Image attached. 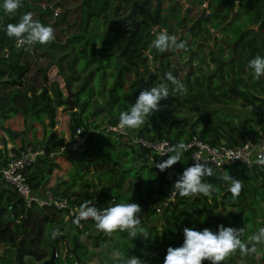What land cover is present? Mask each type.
<instances>
[{"label":"trees","instance_id":"1","mask_svg":"<svg viewBox=\"0 0 264 264\" xmlns=\"http://www.w3.org/2000/svg\"><path fill=\"white\" fill-rule=\"evenodd\" d=\"M39 1L22 0V7L15 15H11L5 14L2 8L3 0H0V51L4 49V51L9 53L16 48L22 47L16 45L14 38H9L6 35L5 29L7 24L18 23L22 15L27 12H31L35 20L42 22L41 16L48 12L50 13L48 7L39 8L38 10L33 7V4ZM201 3L203 1L199 0L198 4ZM210 3L211 0H206V13H204L205 17L203 19L219 17L220 28L223 30L227 26L225 21L228 16V12L223 13L225 8L229 7L231 16L232 13L237 15L236 12L239 9L246 12L250 11L251 21L256 25V28L250 30L252 35L248 36L245 40V45L249 46L250 50L243 60L250 61L259 54L261 57H264V36L261 33L264 29V0H238L235 11H232L234 0H215L213 11H209ZM54 4L62 7L60 12L62 18L60 19L71 30L67 31L64 41L58 44L57 48L52 45V42L47 44L42 50V53L48 55L50 61L44 67L36 69V72H41L40 76L43 85H39L38 91L30 96L24 117L30 121L41 122L44 120L45 122L46 120V125L51 130H54L57 109L61 105L63 107L62 99L64 98V94L62 89H64L66 93L70 92L72 94L74 108L73 110L64 109V113L62 112L60 115V126L68 132L69 138H71L75 127L79 126L84 129L86 146L80 152L86 153L90 150V152H94L96 145L105 143L96 141L97 125L92 121L88 123L85 121L84 109L89 103L91 94L95 91L103 90L105 77H110V80L106 85L105 92L102 91L103 94L105 93L104 103L101 106L94 107L91 115L106 124L118 122L119 114L122 111H129L131 105H134L135 100L139 96L140 91L146 89L155 80L157 85L167 83L171 96L176 97L179 94L172 92L173 86L166 80L165 75L170 72L178 79L177 70L175 67L170 66L168 59L171 52L169 50L159 52L154 48L153 43L156 36L161 32H167L171 36L174 33V23L178 25L177 28L179 30L177 36L175 35L177 43H180L185 33H187L189 36H187L188 40H184V50H189L188 54L192 51L189 49L188 41L193 36L195 37L199 34L201 19L189 31L184 30L183 28L189 23V20H187L188 6L185 9L182 8L180 0H57ZM175 12L179 13L177 17L173 16ZM210 29L212 32L214 31L209 26L205 32L206 36H209ZM241 34L244 33L241 32ZM240 38L241 36L233 45H236L240 41ZM192 41L189 42L192 43ZM197 46H202V43H198ZM225 48L228 50L227 56H229L233 48L229 43H226ZM222 50V46L208 48L211 63L216 61V65L220 59L219 65H223L224 59L219 56V53L223 55ZM215 53L217 56H215ZM235 56L238 61L242 58L241 52H237ZM3 57L0 56V60ZM195 57L198 63L197 70L200 72L206 68L204 64L205 55ZM147 59L156 60L157 64L154 68L148 65ZM49 65H53L55 73L61 77L63 81L62 87H59L57 84L49 86L51 81L48 82L49 84H46L48 78L45 70ZM89 68H91L90 71H88ZM234 68L235 66L233 65L231 70L233 71ZM239 68H237L238 73ZM28 70L29 64L27 62H18L15 65H7L2 70L0 69V87L8 88L23 85L24 77ZM97 71H99L98 78L101 79L102 86L95 90L94 85L89 84V82ZM192 73L191 70H188L182 78V82L187 89V92L183 94L182 103L191 107V109L187 108L188 111H200L202 109L201 103L206 102L211 104V98L205 99L200 92L197 90L193 91L195 82L192 83L189 80V76ZM78 78L79 80L75 81ZM146 78H148L147 86L144 85L146 83H141V81L146 82ZM234 78L239 79L237 78V74ZM178 80L180 81V79ZM74 81L76 88L72 90ZM254 83H258V81ZM244 84L246 85V80ZM51 90L52 94L49 93ZM233 92V99L236 100L239 97L241 99L240 105L242 106L256 101H264V95L256 96L249 94L244 89L235 88ZM81 93H84V96L78 102V95ZM167 100L160 101V106H164ZM77 105L78 108L76 109ZM14 107V105H9L5 109H2V106L0 107V128L9 135L15 134V132L3 126L2 121L9 116L10 111L16 110ZM7 111L9 112L7 113ZM232 118L234 119L235 116L228 115L227 112L217 113V116H214L213 110H207L203 116H196L188 127L185 128L184 124H170L171 122L169 121L162 125L161 123L165 120V116L155 112L149 118V123L145 124L141 129L134 131L144 139L163 138L173 144L184 143L191 135H195L200 140L209 143L223 142L225 144H236L245 137L254 139L264 134V118L254 119L256 123L255 128L247 126L251 120L249 118H240L236 119L235 122H231ZM90 126L91 128L89 129ZM106 133L114 134L117 138L122 136L112 131H106ZM0 140L4 144V138L1 137ZM45 143L43 142V144ZM123 143H126L125 145L130 147L133 153V160L140 163V167L144 166L149 169L150 172H158L160 181L162 182L165 181L163 173L168 171L167 181H174L188 167L187 150L184 151L180 162H177L164 172H160L155 167L154 162L157 159L162 162L168 158V155L173 153L158 157L153 151L141 144ZM27 144L31 143L26 141L17 149ZM57 144L49 145L47 143L45 145H48L47 148H50ZM61 144L59 143V145ZM108 145L112 147V145ZM64 153L71 156L69 159L77 158L78 156L68 151L63 152L62 155ZM120 153L123 154V152ZM5 154L6 148L3 145V148H0V165L4 164L7 159ZM54 156H42L25 168V178L34 191H39L47 182L48 176L56 165V161H53ZM150 157L152 158L150 159ZM109 158L110 156H105V159ZM114 163L112 162V164ZM104 165L106 173L101 172L100 174L101 176H106L107 182L111 184L99 187V191L95 197L91 198L87 193H82L79 190L70 191L69 186L60 189L57 185H63L65 180L61 183L57 182L52 188L53 192L62 196H71L72 201L79 205L90 202V204L99 209L110 206L108 204L116 202V196L121 195L117 189L121 187V181L126 176L124 173L126 174L127 168L117 171V169L110 168L108 162H105ZM84 166L87 168L88 165L85 164ZM254 166L249 167L243 163L235 162L225 165L219 170H215L217 175L227 172L232 178L242 181L243 187L241 193L235 200L228 191L229 182L221 181L217 177H208L206 178L207 181L217 187V191L212 196L205 197L201 195L193 197L190 201L188 199H181L178 202H169L162 212L159 213L162 222L160 231H155L154 229V232L151 233V229L147 230L149 233V239L147 240L140 238V236H137L139 237L138 239H130L134 245L132 249L133 255L146 261L145 264H163L167 248H175L182 245L183 229L185 227L197 231L208 228L214 233L218 232L219 225H223L226 228L237 227V229L245 227L244 225H235L240 219L242 220L241 216L244 215L245 210H250L252 212L250 215L255 219L256 210L251 200L253 196L260 194L259 201H262L264 205V172L257 170ZM118 172L119 174H117ZM254 181L258 183V186H254ZM250 185H252L251 188L249 187ZM258 189H260V192ZM249 192H252L253 196L245 202V198ZM177 194L178 192L175 195ZM218 195L219 199L217 200L216 196ZM139 200L141 202L142 213L144 214L146 212L147 200L144 203L142 199ZM217 204L223 208H232L230 222L220 218L216 211H214ZM152 211L155 213L154 207ZM144 217L148 221V214L144 215ZM243 217V221L251 219L248 216ZM65 223L67 222L64 220L63 211L46 204L38 206L32 203L30 206H25L14 190L0 184V244L6 248L5 251H11L12 264H22L25 257L43 260L49 256L51 246H54L56 253V242L64 243L67 241V237L69 239L68 232L64 229ZM74 227L76 234L81 232L77 224L74 223ZM69 230L71 229L69 228ZM121 235L129 238L126 232L121 233ZM94 236L99 237L101 234L97 233ZM244 236H246V233ZM162 243H165L166 246L161 249ZM237 253L238 256L242 257L239 252ZM3 256L2 254L1 257ZM233 262L234 260L229 257L225 264H232ZM112 263L119 264L115 259ZM244 263L240 261L238 264ZM203 264H210V262L204 261Z\"/></svg>","mask_w":264,"mask_h":264},{"label":"rangeland","instance_id":"2","mask_svg":"<svg viewBox=\"0 0 264 264\" xmlns=\"http://www.w3.org/2000/svg\"><path fill=\"white\" fill-rule=\"evenodd\" d=\"M56 1L57 0H40L39 2L34 3L33 7L38 10L39 8H41L42 4H44L46 7L53 6ZM202 1L204 3L198 4L199 0H180V2H182V8L185 9L188 6L187 20H189V22L198 15L203 6L206 8V0ZM235 5L237 7V3L234 2V8H232V11H235ZM214 7L215 0H211V3L209 5V11H213ZM225 12H228V16L225 21L227 26L224 30L220 28L219 17H208L206 19L200 18L201 21L198 32L199 34H197L195 37L193 36V41L192 39H189V41H192V43L188 41L189 49L192 50L189 54V50L169 49V51L171 52L168 56L170 66L176 68L178 79H180V81L182 82V78L184 77L185 73L188 70H191V72L193 73L189 76V80H191L192 83L195 82V85H193V91L197 90L202 94L205 99L211 98V104H208L206 102L201 103L202 109L200 111H188L187 108L191 109V107L187 104L183 105L182 103L184 93H179L176 97L170 96L168 100L166 99L167 103H164V106H160V110L156 111L157 113L163 114L165 116V120L161 123L162 125L168 123L169 121L171 122L170 124H184V127L187 128L188 125L196 118V116H203L207 110H213L214 116H217V113L222 112H227L228 115L231 114L233 116L234 114L229 112H232L234 106L237 104L242 107V105H240L241 99L239 97L236 98V100L233 99V90L235 88L244 89L245 92L254 95H259V93L263 91L264 88L261 87H264V76L257 79L253 74V70L248 67L249 61L243 60V58L247 56V53L250 50V47L245 45V40L248 38V36L252 35L250 30L256 28V25L252 23L250 18L251 12H246L245 10L239 9V11L236 12L237 15H234V13H232L231 16L229 7L223 10V13ZM178 15V12H175L173 14L174 17H177ZM60 18H62L61 13L57 16H52L48 12L47 14L41 16V23L45 26H51L54 29L55 40L53 41L52 45H54L56 48L58 44L64 41L65 34L67 33V31L71 30V28H67V26L62 23V19ZM177 26V24L173 23L174 33H172L171 35L177 36V33L179 32ZM209 26H211L214 31L212 32V30H210L209 36H206L205 32ZM262 31L263 32L261 33L264 36V29ZM241 32H243L244 34H241ZM245 34L246 36H244ZM187 36L189 35L185 33V36H183V39L180 42L188 40ZM240 36V41L236 45H233L234 42H236V40ZM16 42L17 41L15 40V43ZM198 43H202V46H197ZM226 43H229L233 48L232 51L230 49L231 53L229 56H227L228 50L225 48ZM46 46L47 44H35L32 46L25 45L20 48H16L14 51L9 53L4 51V49L0 51V56H4L3 59L0 60L1 70L7 65H15L18 62H27L29 64V70L24 77L23 85L8 88H5L3 86L0 87V107L2 106V109H5L9 105H14V108H16V110L14 111H7V113L9 112V116L3 119L2 121L3 126L8 127L11 131H14L15 134L9 135L7 132L3 131L2 128H0V137L4 138L5 140L4 144H2L0 141V148L2 149L4 145V147L6 148V157H8L10 153H13L21 144H24L26 141L31 144H43V142H46L45 144H49V142L55 144V142L62 141L63 144L68 140V132L60 126V115L62 114V112L64 113V109H66V104L63 103V107L61 105L57 109L54 130H51L50 127L46 125V120L45 122L44 120L41 122L30 121L28 118L24 117V113L27 110V103L29 101L30 96H32L34 92H37L38 88L43 85L40 76L41 72H36V69L39 67H44L50 61L48 55L42 53V50ZM219 46L223 47V55L219 53V56L224 59L223 65H219L221 61L220 59L217 61L216 65V61H213V63H211L208 55V48H218ZM237 52H241L242 58L239 59L240 61L236 59L235 54ZM203 54L205 55L204 64L206 68L199 72L197 70L198 63L196 62L197 59L195 56H202ZM215 56H217L216 53ZM258 56H260V54ZM147 63L151 68H154V66L157 64L156 60L152 59H147ZM231 64L235 66L233 71L231 70V67H233V65ZM237 68H239V73L237 72ZM90 69L91 68H89L88 71H90ZM45 72L48 78L46 84H49L48 82L51 81L49 86H53L56 84L59 87L63 86V81L61 77L55 73V68L53 65H49L46 68ZM98 74L99 71L95 72L89 82V84L94 85L95 90L99 89L102 86V81L100 78H98ZM236 74L237 78L239 79L234 78ZM243 78L246 80V85L244 84L245 80ZM76 80H79V78L75 79V81ZM109 80L110 77H105L103 82V92H105L107 87L106 85ZM75 81L72 86V90L76 88ZM145 81L146 82L141 81V83L147 84L148 78H146ZM255 81H258V83H254ZM146 84L144 85L147 86ZM156 85L157 84L155 80L150 86H147L146 89ZM62 90L64 94L63 97H65L67 93L64 91V89ZM102 91H95L91 94L89 98V103L84 109V114L85 121H87V123L92 121L97 125L96 141L98 140L102 143L104 142L105 144L96 145L94 148V152H90L91 150L86 153L77 152L76 154H74L78 155L77 158L75 157L72 159H69V157L71 156L67 153H64L66 154V156L62 155V153H60L58 156V154L55 153L54 157H58L54 158L53 161L58 162L59 167L54 168L52 170L43 188L52 189L58 180L64 179L65 182L63 183V185H61L63 188L69 186V189H77L82 193H87L89 197L92 198L95 197L98 193L99 187L111 184L107 182L106 176H101L100 174L102 168L105 167V162H108L110 164V168L117 169V171H120V169L122 168H127L126 174L124 173V175L126 176L121 181V187L120 189H117L118 193H121V195L116 196V202H112L111 204L121 203L120 199H123V203H137L141 206V202L139 199H142L143 203L147 200L146 212L144 214H140V219L142 226L145 227L147 230L151 229L150 232L153 233L154 229L155 231H157V228L160 229L161 223L159 222L156 225L152 224L155 219V215H157L152 211V208L161 204V200L164 198L165 193L170 188H172L174 183L173 181H167V175H169L168 171L163 173L165 175V181L162 182L160 181V175L158 174V172H150L149 169L144 166L140 167L141 164L133 160V153L130 147L126 146V143L124 144L123 142H130L129 138L134 137L136 133H133L131 130H129L131 137L130 134H127L123 135V138H117V136H115L114 134L106 133V129L108 128L106 123L100 122L97 117H93L91 115V111L92 109H94V107L101 106L104 103L105 93L103 94ZM49 93L52 94V90L49 91ZM222 94L224 95L222 96ZM229 95H231L232 97ZM83 96L84 93L78 95V102L81 100V98H83ZM228 97L231 98L229 99ZM70 98L72 99V94H70ZM243 107L245 108V106ZM75 108L77 109L78 105ZM248 114L250 117H252L251 113L248 112ZM236 119H239V117L236 118L235 116L234 119H231V122H235ZM249 122L252 123L254 121ZM248 124L247 126H249ZM90 128L91 126L89 127V129ZM108 144L112 145V147ZM66 151L68 150L65 149L63 152ZM120 152H123V154H121ZM105 156H110V158L105 159ZM112 162L115 163L112 164ZM85 164L88 165L87 168H85ZM154 164L156 163L154 162ZM103 172L106 173V171ZM117 174H119V172ZM94 175H96L95 178ZM257 184L258 183L254 181V186H258ZM251 186L252 185H250L249 187L251 188ZM128 187H130V189L127 190ZM258 191L260 192V189H258ZM252 196V192H249L248 196L245 198V202L250 200ZM259 196L260 194H256L251 199L253 201V207L256 210L255 219L252 218V216L250 215V213H252L250 212V210H245L243 216H248L251 219L248 221H243L244 217L241 216L242 220L240 219V221L237 222V224L235 225H244L246 227H244L246 236L242 237V239H244L246 242L248 241V237L256 233L259 228L264 227V205L262 201H259ZM192 198L193 197H182L178 193L169 202H178V200L181 199H188V201H190ZM216 199H219V195L216 196ZM231 210L232 208H223L218 204L214 209V211H216L220 218H222L223 220L226 219L228 220V222H230ZM147 214L149 216L148 221H146L144 217V215ZM65 218L66 217H64V220H66L67 223H65L64 229L67 230L69 239L67 237V241H65L64 243L59 241L56 242L55 247L57 252L55 253V256L53 258L54 263L56 261L55 264H90L86 261L85 254L80 251H82L81 247L83 244H89L86 240L92 239H88V236L86 235H77L74 230V223ZM88 225L91 226V222H82V226H84V228L88 227ZM69 228L71 230H69ZM235 229H237V227ZM90 232L92 235H94L97 233V230H91ZM138 238L139 237H137L136 239ZM111 239L112 240L109 241L110 243L109 245H107V247L117 245L120 247L121 250L123 249L122 243L127 242L126 239L119 235V232L116 237H112ZM74 244H76V246L73 253L65 251V245L66 247L71 248ZM5 249L6 248L2 247V244H0V264H12V253L10 250L5 251ZM102 249L104 254L108 256V259L120 255L108 251L106 249V245H103ZM260 251L262 252V254H264V245H257L256 251L250 255H244L240 257L238 256V253H236L235 255L231 256V258L234 260L232 264H238L240 261L242 263L245 262L244 264H250L251 261H254L252 262L253 264L255 263V260L262 261L263 259L261 260L259 258L261 257ZM89 253L90 252H88V255ZM2 254L4 255L3 257H1ZM122 256H125L124 253L122 254ZM97 257L98 256L96 253L94 256V262L91 264H96L98 262L99 257L98 259ZM41 262L42 259L34 260L25 257L22 264H40Z\"/></svg>","mask_w":264,"mask_h":264},{"label":"clouds","instance_id":"3","mask_svg":"<svg viewBox=\"0 0 264 264\" xmlns=\"http://www.w3.org/2000/svg\"><path fill=\"white\" fill-rule=\"evenodd\" d=\"M234 2L238 4V0H234ZM21 7L22 0H3L2 8L5 14L15 15ZM5 31L6 35L9 38H14L20 46L46 45L55 40L54 29L35 20L31 12L24 13L18 23L7 24ZM153 46L159 52L185 48L184 42L177 43V37L170 36L167 32L157 35ZM248 67L253 70L257 79L264 76V57L256 56L249 61ZM165 75L166 80L173 86L172 92H187L185 85L170 72ZM170 96L167 83L141 90L130 110L122 111L119 114V128L122 130L141 129L149 123V118L160 110V101ZM184 151L185 145L182 142L167 148L162 155L173 154L168 155V158L163 162L155 164V167L160 172H164L181 161ZM195 160L200 161L201 159ZM250 162L264 165V155H259ZM208 177H217L224 182H229L228 191L232 198L235 200L239 197L243 187L242 181L232 178L227 172L217 175L208 163L196 162L187 167L178 176L173 188L182 197L199 195L210 197L217 191V187L207 181ZM141 213V206L137 203H115L104 209H97L95 206H90V202H85L81 205L74 223L79 225L81 220L92 219L96 228L106 236L111 237L114 233L126 232L132 240L137 236L147 240L149 233L141 224ZM244 235V227L235 229L219 225L218 232L215 233L208 228L197 231L185 227L182 245L175 248L168 247L163 264H203L204 261H209L210 264H225L228 258L237 252L242 256L250 255L256 251L257 245H264V227L259 228L256 233L248 237L247 242L242 239ZM115 260L119 264H145L143 259L135 255L127 257L118 255Z\"/></svg>","mask_w":264,"mask_h":264},{"label":"built area","instance_id":"4","mask_svg":"<svg viewBox=\"0 0 264 264\" xmlns=\"http://www.w3.org/2000/svg\"><path fill=\"white\" fill-rule=\"evenodd\" d=\"M204 3V2H203ZM44 4L41 8H45ZM50 14L57 16L61 12L60 5L48 6ZM211 30V29H210ZM16 45H19L16 42ZM245 109L252 114V117L264 118V101H256L249 103L245 106ZM107 131H112L117 134L127 135L130 134L129 130H122L119 128V121L115 124H106ZM131 137V134H130ZM130 144H141L151 151H153L158 157L162 156V153L169 147L177 144L170 143L166 139H144L137 134L134 137L129 138ZM185 150L188 151V167L192 166L196 162L208 163L213 169H221L223 166L230 163H243L246 166H254L257 170L264 172V165L252 163L257 156L264 155V134L254 139L244 138L242 141L236 144L209 143L200 140L197 136L191 135L185 142ZM85 130L81 127H75L71 138H68L66 142L61 145H55L47 148L45 144L34 143L27 144L22 148L17 149L11 153L4 164L0 165V184L5 187H9L16 192L21 198L25 206H30L35 203L38 206L52 205L54 208L64 212L65 219L72 221L79 214L81 205L72 201L71 196H62L53 192L50 188H41L39 191H34L28 184L24 170L29 165L36 162L42 156L53 157L55 153H59L62 150H68L70 153L76 154L85 147ZM48 149V150H47ZM151 159V157H150ZM195 159H201L197 161ZM155 163H161L159 159ZM221 165V166H220ZM176 179L173 181V183ZM177 190L170 188L161 200V204L154 207L156 213H161L163 208L169 204V201L173 199ZM90 206H94L90 204ZM97 208V207H96ZM99 209V208H97ZM93 221L92 219L81 220Z\"/></svg>","mask_w":264,"mask_h":264},{"label":"crops","instance_id":"5","mask_svg":"<svg viewBox=\"0 0 264 264\" xmlns=\"http://www.w3.org/2000/svg\"><path fill=\"white\" fill-rule=\"evenodd\" d=\"M261 88H264V87H261ZM254 95V94H253ZM262 95H264V89H263V91H261V93H259V95H256V96H262ZM229 113H232V114H234L235 116H236V118L237 117H239V119L241 118H249V119H251L250 121H254V122H252V123H250L249 122V127H253V128H255L256 127V123H255V118L254 117H250L249 116V114H248V112L246 111V109L242 106V107H240L239 105H235L234 106V109L232 110V112H229ZM255 123V124H254ZM133 133H135V131L134 130H131ZM120 135H122V134H120ZM122 138H123V135L121 136ZM1 138V137H0ZM69 138V137H68ZM120 138V137H119ZM66 140V139H65ZM64 140V141H65ZM1 141V140H0ZM1 143L3 144V142L1 141ZM56 144L57 143H62V141H59V142H55ZM49 144H51L52 145V142H49ZM59 145V144H58ZM60 153H63L62 151H60L59 153H58V156H59V154ZM11 154V153H10ZM64 156H66V154H63ZM58 156H56L55 158H57ZM74 157V156H73ZM59 167V164H58V162H56V165H55V167L54 168H58ZM64 179H60V180H58L57 182H62ZM60 189L61 188H63L62 186H61V184H59V185H57ZM75 190H77V189H73V188H71L70 189V191H75ZM120 202L121 203H123L124 202V200L123 199H120ZM108 205H110V204H108ZM155 214H157V215H155V219H154V221H153V223L152 224H158L159 222L160 223H162L161 222V218H160V215H159V213H156L155 212ZM147 219V218H146ZM89 222H91V226H89L88 225V227H86V228H84V226H82V223H80L79 225H77L80 229H81V232L80 233H78L77 235H86V236H88V239H92V240H86V241H88L87 243H89V244H83L82 245V251H80V252H83L84 254H85V257H86V261L88 262V263H93L94 262V256H95V254L97 253V256L99 257V259H98V257H97V259H98V262L96 263V264H113L112 263V261L115 259V257H112V258H110V259H108V256L106 255V254H104V252H103V245H106V249L108 250V251H110L111 253H117V254H120V255H122L123 253H124V255H125V257H127V256H133V253H132V249L134 248V245H133V243L131 242V240H130V238H127L126 236H123V235H121V233L119 232V235L121 236V237H123L124 239H126V243H122L123 244V249L121 250L120 249V247L119 246H117V245H114V246H108L107 247V245H109V241L110 240H112L111 238L112 237H116L117 236V234H118V232L117 233H114L111 237H109V236H106L104 233H102V232H100L97 228H96V225H95V222L94 221H89ZM80 226H82V227H80ZM161 224H160V228H161ZM91 230H97V233H99V234H101V236H99V237H96V236H94V235H92L91 234ZM157 230L158 231H160V229H158L157 228ZM96 233V234H97ZM103 235H105L104 237H103ZM96 237V238H95ZM90 245V246H89ZM165 243H162V247H161V249L162 248H165ZM88 252H90L89 253V255H88ZM261 252V251H260ZM262 261H257V260H255V263H253V264H264V254H262V252H261V257H259ZM106 262V263H105ZM252 262H254V261H251L250 262V264H252ZM115 264H117V263H115Z\"/></svg>","mask_w":264,"mask_h":264},{"label":"water","instance_id":"6","mask_svg":"<svg viewBox=\"0 0 264 264\" xmlns=\"http://www.w3.org/2000/svg\"><path fill=\"white\" fill-rule=\"evenodd\" d=\"M235 7H236V5H235ZM205 11H206V9H205V7L203 6V7L201 8L200 12L198 13V15H197L194 19H192V20L188 23V25H187L186 27H184L183 29L186 30V31H189L190 28H191L193 25H195V24L198 22V20H199L200 18H204V17H205V15H204ZM146 85H147V84H146ZM165 100H166V99H165ZM165 100H162V101H165ZM62 101H63L64 104H66L65 108H66L67 110H72V109L74 108V106H73V100L70 98V92H68V93L66 94V96L62 99ZM103 171H106V170H105V167H103L102 170H101L100 172H103ZM95 177H96V175H94V178H95ZM75 246H76V244H74L71 248H68V247H66V245H65V248H64V249H65V251H69V252L73 253V252H74V249H75ZM54 256H55V248H54V246H51L49 256H48L47 258L43 259L42 262H41L40 264H54V260H53ZM145 262H146V261H145Z\"/></svg>","mask_w":264,"mask_h":264}]
</instances>
